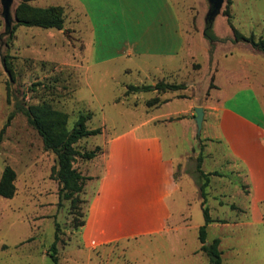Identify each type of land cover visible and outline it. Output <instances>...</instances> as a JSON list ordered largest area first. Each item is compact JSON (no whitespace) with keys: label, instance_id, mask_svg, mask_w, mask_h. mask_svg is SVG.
Segmentation results:
<instances>
[{"label":"rangeland","instance_id":"1","mask_svg":"<svg viewBox=\"0 0 264 264\" xmlns=\"http://www.w3.org/2000/svg\"><path fill=\"white\" fill-rule=\"evenodd\" d=\"M21 1L0 0V128L8 114L14 112L0 146V175L5 165L16 172L14 196H0V264H54L49 247L55 223L59 225L56 244L59 264H208L197 238L198 227L204 223L199 191L204 178L197 170L199 155L203 172L219 173L208 174L205 190L206 205L215 219L207 229V238H220L222 264H264V203L255 208L248 203L243 175L232 168L233 162L224 158L221 145L206 142L202 132L197 134L196 124L192 133L178 122L170 128L178 138L175 147H171L168 135L163 140L167 155L178 156L184 151L174 167L183 191L172 199L184 211L183 233L172 238L142 237L92 252L74 251L83 248L74 224L85 211L91 191L83 188L80 194L83 202L74 210L69 200L63 199L58 205L57 181L51 175L55 155L43 148L38 132L16 109L19 105L28 107L46 102L69 115V129L79 112L91 111L93 116L87 120V127H101L103 133L78 142L77 148L87 151L95 145L103 146L110 136L139 124L144 112L160 107L148 105L149 99L158 97L156 104L164 102L166 92L126 93L129 84L184 82L186 88L176 91L178 96L194 97L208 106L218 99V90L226 83L248 79L264 104V54L248 43L234 42L224 15L228 7L235 28L245 35L253 33L255 39L264 37V0H230L228 6V0H169L183 29L192 37L194 52L191 60L183 55L162 70L154 66H158V60L150 63L140 57L122 55L114 60H101L122 44L111 49V45L91 43L89 23L76 0H26L34 6H62L64 30L18 25L9 34L8 26L15 23L14 9ZM209 16L219 38L211 53V46L203 36ZM185 108V100L178 99L155 113L186 114ZM163 122L168 125L166 120ZM85 162L78 157L76 168Z\"/></svg>","mask_w":264,"mask_h":264},{"label":"crops","instance_id":"2","mask_svg":"<svg viewBox=\"0 0 264 264\" xmlns=\"http://www.w3.org/2000/svg\"><path fill=\"white\" fill-rule=\"evenodd\" d=\"M76 1L89 23L91 43L111 45V49L122 44L101 60L122 55L140 57L150 63L158 60V66H154L162 70L183 55L188 61L192 59V37L183 29L171 1ZM166 93L164 102L154 105L159 108L144 112L139 124L110 136L99 146L100 151L78 169L91 177L84 185L91 193L85 222L77 231L83 248L74 251L92 252L142 237H175L183 233L184 211L172 199L183 191L174 177V167L184 151L178 156L167 155L163 136H169L174 148L178 138L170 130L173 123H181L186 131L194 133L196 106H202L204 111L203 139L221 145L224 158L242 173L252 208L264 203V104L256 87L248 79L228 82L218 90V99L208 106L194 97H179L176 91ZM178 99L185 100L186 114L155 113ZM74 166L77 167L75 163Z\"/></svg>","mask_w":264,"mask_h":264},{"label":"trees","instance_id":"3","mask_svg":"<svg viewBox=\"0 0 264 264\" xmlns=\"http://www.w3.org/2000/svg\"><path fill=\"white\" fill-rule=\"evenodd\" d=\"M227 6L230 4V0L227 1ZM227 23L233 32L232 40L234 42L248 43L253 49L264 54V37H258L255 39L253 33L245 35L234 27L230 18V11L228 7L224 10ZM15 23L12 27L8 26L9 34L14 33L15 26H36L46 29L64 30V15L63 7L60 5H50L46 7L34 6L29 4L26 0L21 1L14 9ZM212 16H209L205 27L203 29V36L208 40L212 52L216 42L219 41L218 36L213 31ZM3 63L12 76V71L8 66L5 58ZM186 88L184 82H167L159 80L154 84H129L127 85L126 93L129 92H149L156 91L157 93L173 92ZM8 100V99H7ZM159 102L158 97H154L147 101L148 105H153ZM19 112L23 113L28 123L35 128L41 137L43 148L47 151H51L55 155V164L51 169V175L58 183V205H61L62 200H69L71 209L79 207V203L83 200L80 194L83 191L86 180L90 179L86 175H83L74 166V163L78 157L85 160L93 158L97 151L100 150L99 146L87 151H80L77 148L80 140L100 134L102 132L101 127L88 128L86 122L93 116L91 111L79 112L76 121L71 129L68 128V114L64 111L53 108L46 102L38 103L35 105H29L28 107L17 106ZM14 112H10L6 118V121L0 128V146L4 138L5 130L10 124ZM201 155L198 156L197 170L204 181L199 185L202 213L204 217V223L198 227L197 238L200 242V250L208 257V264H222V251L219 248L220 238L213 237L211 240L207 238L208 224L214 222L210 215L209 207L206 205V186L208 185V174L219 175L217 171L212 173H205L200 168ZM176 179V176L174 174ZM16 172L10 165H5L0 175V196L11 198L16 192L15 186ZM74 213V211H73ZM85 211L80 213V219L74 224L75 228L81 227L85 222ZM224 223L225 221H221ZM59 225L55 223L54 239L49 247V257L54 262L58 263L57 257V241H58Z\"/></svg>","mask_w":264,"mask_h":264},{"label":"water","instance_id":"4","mask_svg":"<svg viewBox=\"0 0 264 264\" xmlns=\"http://www.w3.org/2000/svg\"><path fill=\"white\" fill-rule=\"evenodd\" d=\"M217 5L215 4L214 8ZM195 111V116H194V120H195V124H196V129H197V134L199 135L201 133V128H202V121H203V107L202 106H196L194 108Z\"/></svg>","mask_w":264,"mask_h":264}]
</instances>
